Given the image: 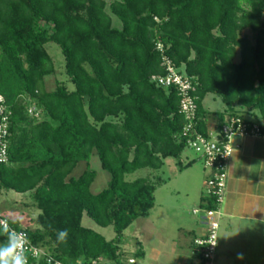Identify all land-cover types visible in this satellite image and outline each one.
I'll return each instance as SVG.
<instances>
[{"label": "trees", "instance_id": "trees-1", "mask_svg": "<svg viewBox=\"0 0 264 264\" xmlns=\"http://www.w3.org/2000/svg\"><path fill=\"white\" fill-rule=\"evenodd\" d=\"M50 43L60 47L74 90L68 83L46 90L56 72ZM164 58L194 81L202 135L209 134L208 95L225 105L216 113L220 127L244 113L264 120V0H0V95L12 112L0 196L31 197L38 228L13 226L55 261L128 264L124 233L149 217L161 180L126 176L160 170L186 150L178 91L154 81L166 74ZM94 153L110 176L98 194L95 170L73 176ZM204 199L206 210L216 207ZM84 216L112 228L114 240L84 227ZM65 229L67 243H58Z\"/></svg>", "mask_w": 264, "mask_h": 264}, {"label": "crops", "instance_id": "crops-1", "mask_svg": "<svg viewBox=\"0 0 264 264\" xmlns=\"http://www.w3.org/2000/svg\"><path fill=\"white\" fill-rule=\"evenodd\" d=\"M209 97L212 101L218 98L208 95L206 99ZM206 99L204 107L209 112L208 129L209 132L216 131L221 125L216 117L218 112H210L206 108ZM243 117L257 122L263 120L261 115L244 113ZM234 144L238 148L228 164L216 264H264V138H235ZM178 164L180 174L188 170L192 173L178 176V170H174V176L159 178L161 184L156 189V192L159 189V203L155 192V206L149 217L136 220L125 231L120 248L125 254L131 252L128 264H137L133 256L139 252L142 253L141 264H202L201 252L195 241L208 234L204 215L208 206L204 199L208 172L205 168L202 172L192 169L194 160ZM91 191L95 194L93 185ZM10 219L19 221V226L30 230L38 228L35 223L25 224L19 218ZM94 231L104 236L100 231ZM104 237L108 241L114 240L115 233L113 231L110 237Z\"/></svg>", "mask_w": 264, "mask_h": 264}, {"label": "built area", "instance_id": "built-area-1", "mask_svg": "<svg viewBox=\"0 0 264 264\" xmlns=\"http://www.w3.org/2000/svg\"><path fill=\"white\" fill-rule=\"evenodd\" d=\"M162 50V46L159 45ZM166 74L154 79L157 86L162 88L174 87L180 97V112L185 117L186 125L181 138L186 141V149L196 152L203 161L204 168L208 172L205 183V196L213 199L216 207L205 210L204 215L208 227V234L203 239H197L195 245L199 248L203 264H216L219 247V229L221 207L225 200L228 179V164L238 148L234 144L235 138H264V120L251 121L244 117H230L216 131H210L207 136L197 130V106L196 99L192 96L194 81L180 71L167 58H164ZM30 116L40 118V114L34 107L28 110ZM12 112L6 105L5 98L0 95V165L9 162V137ZM198 213V211H194ZM11 219L0 211V219ZM17 230L25 231L24 228ZM28 234V233H27ZM32 245L47 252L46 249ZM48 253V252H47ZM30 260H35L29 258ZM59 262V261H58ZM134 263V261H130ZM53 264L56 261L53 259ZM59 264H62L59 262ZM96 264V263H93Z\"/></svg>", "mask_w": 264, "mask_h": 264}, {"label": "rangeland", "instance_id": "rangeland-1", "mask_svg": "<svg viewBox=\"0 0 264 264\" xmlns=\"http://www.w3.org/2000/svg\"><path fill=\"white\" fill-rule=\"evenodd\" d=\"M108 4L112 3L116 0H106ZM114 20V26L121 27L120 21L115 17L112 16ZM248 35L253 38V35L251 33H248ZM46 49L48 53L50 54L51 58L53 59L54 65H55V74L53 76H50L46 78L45 80V88L47 91H53L58 86V84H66L68 83V77L65 72V59L62 54V51L60 47H58L56 44L50 43L46 46ZM239 59H237V62ZM69 89L74 90L75 87L73 84L68 83L67 84ZM206 108L210 109V112H219L225 109V105L222 103V101L217 98L216 101H212L209 98L205 101ZM194 160V164L192 165V169L195 171H204V164L203 161L200 159L199 155L190 150L186 149L184 153L179 157L178 159L174 158H168L163 160V166L160 170H152V169H142L139 170L133 174L127 175L126 180L129 182H133L137 179L142 178H148L152 182H155L157 178H168L174 176V170H178V176H184L189 173H192V171L188 170V172L180 174L179 173V164L182 163L185 164L188 161ZM88 168L95 170L98 174L95 182L93 183V192L95 194L101 192L104 190L110 181V176L107 172H105L101 168V164L99 161V158L96 153L91 157L90 161L82 162L80 163L77 168L73 172V176L78 178L80 177ZM176 175V173H175ZM180 179V178H179ZM158 187V186H157ZM156 199L157 203H159V189L156 192ZM158 207H156L157 209ZM0 211H2L5 215H7L9 218H19L21 221H23L25 224L35 223V220L37 218L38 209L35 206V203L31 199L29 195L26 196H20L16 193H4L0 197ZM84 226L89 228H93L94 230L100 231L104 234L107 238L110 237L111 233L113 232L112 229H102L94 222H92L91 219H89L87 216L84 218ZM38 226V225H37ZM128 251L126 253V258L132 257L131 252ZM136 259L137 264H141V258H137L136 256H133ZM128 260V259H127Z\"/></svg>", "mask_w": 264, "mask_h": 264}, {"label": "clouds", "instance_id": "clouds-1", "mask_svg": "<svg viewBox=\"0 0 264 264\" xmlns=\"http://www.w3.org/2000/svg\"><path fill=\"white\" fill-rule=\"evenodd\" d=\"M19 221L10 222L8 219H0V264H29V258L37 261L43 259L44 264H53L52 256L32 245L31 240L25 231L17 230L14 224ZM68 231L61 230L57 233L58 243H67ZM242 259V256H238ZM56 264H59L56 261Z\"/></svg>", "mask_w": 264, "mask_h": 264}]
</instances>
